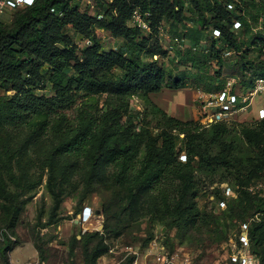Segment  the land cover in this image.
Returning <instances> with one entry per match:
<instances>
[{
  "label": "trees",
  "instance_id": "16d2710c",
  "mask_svg": "<svg viewBox=\"0 0 264 264\" xmlns=\"http://www.w3.org/2000/svg\"><path fill=\"white\" fill-rule=\"evenodd\" d=\"M94 1L104 8L101 18L80 11L77 0H35L17 10L10 25L0 19V88L12 90L0 96V122L29 129L18 150L30 144L33 136L45 135L53 139V163L61 154L85 157L91 170L110 162L120 185L134 187L139 194L156 193L173 218H181L184 203L195 202L198 195L196 163L209 172L218 167L235 168L237 183L249 188L238 201L236 214H259V221L250 222L249 232L251 245L259 249L260 264H264L260 247L264 242V194L250 190L252 183L264 177V118L242 121L238 126L226 120L204 125L169 114L151 94L167 87H187L189 75L186 70L174 74L154 58L167 55V50L151 39L164 19L184 22L186 5L181 0ZM188 2V10L197 15L200 26L191 35L197 43L211 24L212 31H221L219 37L212 32L205 38L201 54L189 48L182 59V64L193 62L196 87L202 88L204 80L219 81L221 70L213 75L209 67L213 60L222 63L224 51L238 60L242 71L251 67L264 75V0ZM136 9L150 23L153 30L149 34L131 23ZM237 20L241 22L238 29L234 26ZM97 23L122 37L123 45L104 49L95 33ZM66 27L76 29L92 44L87 40L77 44ZM251 80L240 81L250 86ZM225 84V80L215 86L208 84L207 90H219ZM135 96L146 106L132 115ZM234 130L246 142V151L234 138ZM5 134L0 140V160L9 166L11 145L8 132ZM182 150H186L185 160L179 159ZM179 178L181 183L176 181ZM107 234L101 235L105 250L100 244L91 249V240L84 245L86 264H98L102 255L118 248L113 235ZM10 249L8 243L2 247L4 260ZM132 261L133 257L123 264Z\"/></svg>",
  "mask_w": 264,
  "mask_h": 264
},
{
  "label": "rangeland",
  "instance_id": "374dc122",
  "mask_svg": "<svg viewBox=\"0 0 264 264\" xmlns=\"http://www.w3.org/2000/svg\"><path fill=\"white\" fill-rule=\"evenodd\" d=\"M181 1L186 5V20L177 23L164 19L151 40L167 50V55L158 54L154 58H159L174 74L186 70L188 86H195L196 78L191 75L195 72L193 62L182 64V59L186 58L189 48L194 54H201L202 43L212 34L213 25L204 28V39L197 43L191 36L193 29L200 27L197 15L188 10V0ZM77 2L80 11L102 17L104 8L94 0ZM20 8L21 5L8 3L0 12V19L10 25ZM131 23L135 25L133 19ZM144 29L145 34L153 30ZM66 31L77 44H85L87 37L82 33L72 27H66ZM95 33L107 50L118 48L125 41L98 23ZM231 59V54L224 51L222 63L213 60L209 67L213 75L221 70L219 81L231 83L229 87L242 78L249 81L252 74L262 75L259 71L253 72L251 67L249 71H242L238 60L232 64ZM219 81L211 84L204 80L201 85L208 89V84L215 86ZM6 93L11 94L12 90L6 92L0 88V96ZM161 99L158 95L153 100L159 104ZM104 100L105 96L100 98L101 103ZM145 106L144 100L133 97L131 114L144 110ZM197 120L204 125L210 123L207 117ZM226 121L233 126L242 122ZM6 132L12 165L4 166L0 160V246L8 243L11 249L8 259L1 260L2 264H86L84 245L91 240V249L97 244L107 249L102 241L106 233L113 235L118 248L102 255L98 264H123L131 257L148 262L161 253H170L176 260L189 264H238L239 251L244 250L238 242L241 224L260 220L259 214L254 217L236 214L238 201L249 188L237 183L235 168L218 167L209 172L196 163L194 175L199 186L198 195L195 202L184 203L181 218H173L156 193L139 194L134 187L120 185L110 162L91 170L85 157L61 154L60 160L53 163L50 156L52 137L35 135L21 151L18 148L29 135V129L0 122V140ZM233 135L246 151L248 146L237 130ZM179 159H186V150L180 152ZM176 181L182 182L180 178ZM226 184L232 188L233 195L226 194ZM252 184L262 188L264 177ZM221 200H226V206L220 205ZM260 247L264 249V242ZM248 250L256 255L260 253L252 245Z\"/></svg>",
  "mask_w": 264,
  "mask_h": 264
},
{
  "label": "built area",
  "instance_id": "2783aa9c",
  "mask_svg": "<svg viewBox=\"0 0 264 264\" xmlns=\"http://www.w3.org/2000/svg\"><path fill=\"white\" fill-rule=\"evenodd\" d=\"M35 0H0V12L3 11L5 6L8 3L16 4V5H32ZM54 10V9H52ZM150 13H146L149 15ZM143 14L139 9L134 11L133 21L135 25H138L142 28L150 29V24L147 20L142 18ZM235 28L238 29L241 27L240 21H235ZM213 35L215 37H219L221 35V31L217 28L213 29ZM87 43L91 44V40L87 39ZM251 85L249 91L242 95V101H239V95L232 91V88L229 86H225L222 89L205 92L200 91L196 100L200 107L206 112V116L209 119V122H213L215 120H227L240 109H244L247 104L255 95L264 93V76L263 75H255L251 77ZM212 109V112H208L209 109ZM264 118V109L259 110V119ZM226 194L233 195L234 192L228 184L225 186ZM255 188V189H254ZM258 188V190H256ZM250 190L252 191H261L264 194V185L262 188L257 186H251ZM226 200H221L220 205L226 206ZM250 222L246 221L241 224V230L238 236V242L244 247V250L239 251L238 254V264H260V259L258 255L250 252L248 249L251 245V238L249 232ZM130 250V248L128 249ZM114 248L110 250L113 252ZM132 264H189V262H180L176 260V257L171 255L170 253L164 254L161 253L154 258L153 261L143 262L140 257H134Z\"/></svg>",
  "mask_w": 264,
  "mask_h": 264
},
{
  "label": "crops",
  "instance_id": "0c3cea01",
  "mask_svg": "<svg viewBox=\"0 0 264 264\" xmlns=\"http://www.w3.org/2000/svg\"><path fill=\"white\" fill-rule=\"evenodd\" d=\"M230 61L232 64L235 63L234 58ZM234 80L236 79L234 78ZM234 82L235 83L231 85L232 91L237 93L239 95V101H242L241 96L249 91L250 86L247 85V82ZM230 84L231 83L228 84V82H226L225 86H230ZM200 91L211 92L207 89L190 85L178 89L163 88L159 92L152 93L151 97L155 99V96H162V99L158 103L170 114L184 120H197L201 118V116L207 117L205 116L206 112L200 107L196 100ZM245 106L244 109L235 112L230 119L240 121H254L259 119V110L262 108L264 109V93L255 95ZM212 111L211 108L208 110V112ZM1 250L2 247L0 246V253ZM2 259V254H0V264H2Z\"/></svg>",
  "mask_w": 264,
  "mask_h": 264
}]
</instances>
